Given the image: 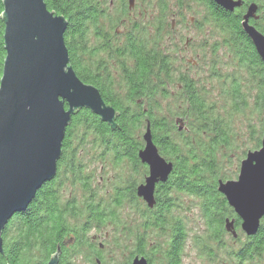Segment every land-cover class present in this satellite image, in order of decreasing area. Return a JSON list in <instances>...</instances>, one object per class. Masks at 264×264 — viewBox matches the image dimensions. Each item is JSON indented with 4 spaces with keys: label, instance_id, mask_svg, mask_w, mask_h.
I'll list each match as a JSON object with an SVG mask.
<instances>
[{
    "label": "trees",
    "instance_id": "obj_1",
    "mask_svg": "<svg viewBox=\"0 0 264 264\" xmlns=\"http://www.w3.org/2000/svg\"><path fill=\"white\" fill-rule=\"evenodd\" d=\"M166 2L168 1L161 2L162 12L167 10ZM45 3L50 11L68 20L65 42L70 65L83 82L95 86L104 101L114 107L117 112L116 127L113 129L86 108L73 115L63 142V155L58 162L57 176L38 191L27 211L16 214L9 221L3 232L4 252L0 254V264H48L59 247L62 250L59 264H70L73 251L79 252L83 247H88L92 254H96L95 245L87 240L86 235L92 228L106 225L107 222L119 225L118 214L116 210L107 213L101 208L104 205L88 204L86 212L77 210L73 202L63 205L58 175L68 166L76 179L83 180L80 176L81 167L76 165L77 156L72 152L75 130L82 127L86 132L93 133L107 150H113L118 161H129L137 172L138 167L142 166L138 154L144 147L141 130L145 121L151 125L153 140L160 154L174 163V170L166 183L158 185L155 207L151 209L147 206L142 213L145 233L135 234L136 230L129 232L136 243L128 264L137 256L145 257L149 264H182L187 234L182 221L172 217V211L176 208L174 193L191 195L201 201L210 242L224 248L222 240L226 231L225 220L228 217L235 218L236 229L239 230L241 226V220L218 191V181L225 180V177L219 171L217 151L228 143L229 125L216 119L214 107L203 100L194 81L186 74H180L176 84L182 87L178 93L182 96L181 99H186L189 104L186 114L195 119L197 134H206L205 140L212 136L207 145L201 137L195 143L185 139L183 130L180 131L168 117L158 116L162 107L160 98H167L168 86L173 83L171 58L158 44L151 45L135 25L119 45L118 40L114 39L120 35L116 31H107L105 23L107 21L109 28H113L117 19L108 18L100 0H45ZM118 6L119 16L129 14V2L125 5L123 0ZM3 12V0H0V30L3 28ZM221 18L222 31L229 35L226 46L235 53L241 67L247 70L252 79L260 78L264 86V63L242 27L240 18L232 17L225 11ZM92 30L98 41L93 47L89 37ZM0 49L6 57L4 41ZM99 55L102 58L98 59ZM110 61L118 63L126 87L125 97L113 89L114 82L109 69L113 63L108 64ZM231 95L234 97L236 110L240 111L245 97L238 84L232 86ZM259 100L264 102V94L259 95ZM85 187L88 185L85 184ZM135 193V185L119 192L114 206L121 207L126 197L138 204ZM67 217L76 219L75 225L71 226ZM84 217L85 223H82ZM157 230L168 236L161 260L155 257L160 252L159 246L148 245L146 241L149 236L147 232L154 233ZM200 248L208 259H216V254L209 245L201 243ZM228 256L233 259L234 264H264V221L257 235L246 237V241L239 248L231 249Z\"/></svg>",
    "mask_w": 264,
    "mask_h": 264
},
{
    "label": "rangeland",
    "instance_id": "obj_2",
    "mask_svg": "<svg viewBox=\"0 0 264 264\" xmlns=\"http://www.w3.org/2000/svg\"><path fill=\"white\" fill-rule=\"evenodd\" d=\"M122 1L100 0L108 18L117 19V24L113 28H109L108 22H105L107 31L112 33L116 31L120 35L114 40H118V44L121 45L129 30L137 25L150 44H158L171 58L173 83L168 86L167 98L164 100L160 98L162 107L158 116L168 117L176 127L180 125H176L175 121L182 118L185 139L195 143V140L201 137L204 144L210 142L211 135L205 140L206 134H197L195 130L198 126L195 119L186 114L189 104L178 94L182 88L176 84L177 77L186 74L194 81L203 100L214 107L216 119L222 120V124L227 123L230 127L228 143L218 148L217 161L224 179L236 180L242 160L249 151L260 148L264 137V102L258 101L259 95L264 94L260 78L252 79L247 70L241 67L235 53L226 46L229 35L213 26L208 12L196 0H166L168 2L165 12L161 11L162 0H124L125 5H128V2L132 4L130 5L132 9H128L127 16H119L118 5ZM119 17L122 19L118 20ZM4 28L3 22V28L0 30V47L4 41L2 37ZM90 33V43L93 47L98 41L94 38L95 32L92 30ZM2 53L0 49V80L3 73V57L5 60ZM102 56L105 57L104 54ZM102 56L99 55L98 59ZM109 63H113L109 67L114 82L113 89L125 97L126 87L118 63L113 61ZM234 84L239 85L245 97V103L240 106V111L236 110L234 97L231 95ZM144 123L141 135L146 132L147 121ZM72 143V152L77 156L76 165L81 167L82 173L79 175L83 180L76 179V175L66 166L58 175L61 183V202L63 205L73 202L77 210L84 212L87 211L88 204L104 205V208H101L107 213L116 210L119 225L107 222L106 225L92 228L86 237L96 248L104 244L101 253L102 264H128L136 243V239L131 237L129 232L136 230L135 234L145 233L142 227V213L147 205L140 204V201L138 202L140 205L135 204L133 199L126 197L123 205L116 208L115 197L130 186L135 185L136 188L143 181L146 169L140 166L136 172L129 161L124 160L121 163L113 150H107L93 133L86 132L83 127L75 130ZM198 153L200 155V151ZM85 184L88 185L87 188ZM173 197L176 208L172 211V217L182 221L187 234L182 264H234L228 253L246 241L247 236L244 232L239 229V236L235 240L225 231L222 240L225 247L220 248L217 243L210 242V232L201 209V201L184 193H174ZM67 218L71 226L75 225L76 219ZM84 220L85 217L81 222L85 223ZM147 233L148 245L159 246L160 252L155 257L161 260L168 236L160 230ZM201 243L213 249L216 254L215 260L203 255ZM69 262L98 264L88 247H83L79 252L73 251ZM157 263L159 262L155 264Z\"/></svg>",
    "mask_w": 264,
    "mask_h": 264
},
{
    "label": "water",
    "instance_id": "obj_3",
    "mask_svg": "<svg viewBox=\"0 0 264 264\" xmlns=\"http://www.w3.org/2000/svg\"><path fill=\"white\" fill-rule=\"evenodd\" d=\"M234 10L239 3L213 0ZM4 60L0 80V254L3 232L18 213L27 211L39 190L55 179L63 155V142L72 117L84 108L115 129L117 112L100 91L83 82L70 65L65 33L69 22L50 11L45 0H3ZM250 8L243 27L264 63V34L250 26ZM183 120H176L183 130ZM139 159L149 168L137 195L149 208L156 205V188L166 183L174 163L164 158L153 140L150 123L143 135ZM218 191L241 220L247 237L258 234L264 221V138L258 150L249 151L236 180H219ZM225 229L239 236L235 218ZM66 245V244H65ZM61 247L48 264H59ZM132 264H149L135 257Z\"/></svg>",
    "mask_w": 264,
    "mask_h": 264
},
{
    "label": "flooded vegetation",
    "instance_id": "obj_4",
    "mask_svg": "<svg viewBox=\"0 0 264 264\" xmlns=\"http://www.w3.org/2000/svg\"><path fill=\"white\" fill-rule=\"evenodd\" d=\"M232 1L234 3H239V5L234 8V10H228L226 8H223L222 6H219L218 4H216L213 0H196V2L200 4L204 8V10L208 12V16H210L209 20L213 23V26L219 31H222V24H221L222 18L221 17L224 11L227 14L231 15L232 17L240 18L241 22L243 23L245 21V16L248 14L250 8H254L255 9L254 13L249 18L248 23L250 26L254 27L257 31L264 34V0H232ZM130 5L132 4H130L129 2V10L132 9ZM242 27H243V24H242ZM142 167L146 169V175L144 176L143 181L140 182L136 186V193L134 195L137 197H138L137 187L145 182V178L149 174L148 166L145 164H142ZM157 189H158V186L156 188V191ZM137 201L138 202L140 201L139 202L140 204L145 203L144 200L140 197H138ZM95 249L97 250V253L92 254V255L97 259L98 264H102L101 261L103 257L101 253L104 249V244H100L99 248H96L95 246Z\"/></svg>",
    "mask_w": 264,
    "mask_h": 264
}]
</instances>
